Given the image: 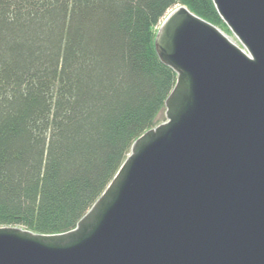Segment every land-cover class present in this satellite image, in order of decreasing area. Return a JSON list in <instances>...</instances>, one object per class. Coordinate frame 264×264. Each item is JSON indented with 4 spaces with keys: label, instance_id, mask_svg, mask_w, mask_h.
<instances>
[{
    "label": "water",
    "instance_id": "water-1",
    "mask_svg": "<svg viewBox=\"0 0 264 264\" xmlns=\"http://www.w3.org/2000/svg\"><path fill=\"white\" fill-rule=\"evenodd\" d=\"M247 51L186 5L157 50L189 88L69 232L0 228V264H264V0H214Z\"/></svg>",
    "mask_w": 264,
    "mask_h": 264
},
{
    "label": "trees",
    "instance_id": "trees-1",
    "mask_svg": "<svg viewBox=\"0 0 264 264\" xmlns=\"http://www.w3.org/2000/svg\"><path fill=\"white\" fill-rule=\"evenodd\" d=\"M180 5L232 34L214 0H0V228L76 229L182 109L188 77L156 45Z\"/></svg>",
    "mask_w": 264,
    "mask_h": 264
},
{
    "label": "rangeland",
    "instance_id": "rangeland-1",
    "mask_svg": "<svg viewBox=\"0 0 264 264\" xmlns=\"http://www.w3.org/2000/svg\"><path fill=\"white\" fill-rule=\"evenodd\" d=\"M169 11H171V10H169ZM169 13V12H168ZM163 22V20L161 21V23ZM161 23L158 25V27H157V32H158V30H159V28H160V25H161ZM226 35H227V37L233 42V43H235L237 46H239L240 48H243V49H245L246 51H247V49L245 48V46L242 44V42L237 38V36L235 35V34H227L226 33ZM168 111V109L167 108H164L161 112H160V114L158 115V117H157V124H156V126L155 127H153V128H156L157 126H159V125H161V124H163V123H166V122H168L169 120H170V118L166 115V112ZM152 128V129H153ZM133 153V150H131V152H130V154H129V156L131 155ZM128 156V157H129ZM128 159V158H127ZM89 212V211H88Z\"/></svg>",
    "mask_w": 264,
    "mask_h": 264
},
{
    "label": "bare ground",
    "instance_id": "bare-ground-1",
    "mask_svg": "<svg viewBox=\"0 0 264 264\" xmlns=\"http://www.w3.org/2000/svg\"><path fill=\"white\" fill-rule=\"evenodd\" d=\"M168 12H170V11H168Z\"/></svg>",
    "mask_w": 264,
    "mask_h": 264
}]
</instances>
